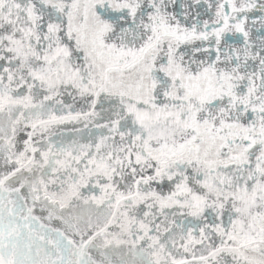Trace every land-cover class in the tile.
Listing matches in <instances>:
<instances>
[{
  "label": "snow or ice",
  "instance_id": "obj_1",
  "mask_svg": "<svg viewBox=\"0 0 264 264\" xmlns=\"http://www.w3.org/2000/svg\"><path fill=\"white\" fill-rule=\"evenodd\" d=\"M0 264H264V0H0Z\"/></svg>",
  "mask_w": 264,
  "mask_h": 264
},
{
  "label": "water",
  "instance_id": "obj_2",
  "mask_svg": "<svg viewBox=\"0 0 264 264\" xmlns=\"http://www.w3.org/2000/svg\"><path fill=\"white\" fill-rule=\"evenodd\" d=\"M61 131H63L64 132V135L66 136V137H70V136H75L77 139H80V138H84V139H86L87 138V136L84 134V132H82V133H79V134H77V133H74L73 131H72V126H62V128H61ZM52 226H59V223L58 222H56V221H54L53 223H52Z\"/></svg>",
  "mask_w": 264,
  "mask_h": 264
},
{
  "label": "rangeland",
  "instance_id": "obj_3",
  "mask_svg": "<svg viewBox=\"0 0 264 264\" xmlns=\"http://www.w3.org/2000/svg\"><path fill=\"white\" fill-rule=\"evenodd\" d=\"M84 134H85L86 136H88V134H89V133H88V130H87V131L85 130V131H84Z\"/></svg>",
  "mask_w": 264,
  "mask_h": 264
}]
</instances>
